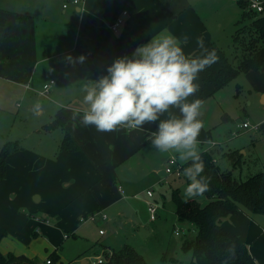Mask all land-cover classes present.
<instances>
[{"label":"crops","instance_id":"crops-1","mask_svg":"<svg viewBox=\"0 0 264 264\" xmlns=\"http://www.w3.org/2000/svg\"><path fill=\"white\" fill-rule=\"evenodd\" d=\"M57 1L59 5L55 0H41L39 5L33 0H0V108L6 110L15 98L23 104L18 111L22 121L36 117L29 138L19 140L5 160L0 179V253L24 257L35 264L52 253L57 256L52 264L61 262L59 242L76 234L78 218L95 210L104 212L101 207L113 205L117 200L114 195L123 194L124 189L132 191L141 175L158 172L162 176L160 182L170 184L171 177L163 169L167 161H161V153L150 145V133L158 122L145 125L142 131L121 128L99 132L94 126L85 127L79 117L73 120L74 112L82 115L87 108L82 84L107 75V68L117 58H131L138 46L164 31L177 37L187 35L189 42L183 45L187 54H200L199 37L211 51L217 46L211 22L214 18L220 20L215 0H80L77 4ZM123 10L128 13L114 32L110 26ZM80 56L85 57L83 63L78 61ZM218 67L216 62L209 68ZM242 73L243 81L236 88L250 87L261 115L254 121L251 147L234 150L239 153L241 170L248 164L244 157L250 156L255 170L260 172L264 171V65L260 70ZM51 80L48 93L41 94ZM196 83L199 91L189 101H203L219 91L213 92L201 73ZM36 102L43 106L39 115H33ZM171 112L179 115L178 109ZM54 118L64 119V126L45 130L43 126ZM160 118H168V113ZM229 118L226 115L225 120ZM217 120V110L203 120L204 128L198 137L200 151L216 150L218 143L212 140L211 129L219 124ZM66 134L78 145L75 151L59 149ZM183 177L184 174L172 179L176 182ZM185 180L189 182L187 177ZM52 200L54 206H47ZM120 218L119 214L113 220L107 217L96 225L112 221L120 228ZM260 219L264 222V218ZM221 224L249 244L256 264H264V231L247 213L240 210L224 217ZM180 232L184 233V228L178 235ZM105 233L106 229L101 235ZM101 246L112 248L103 243ZM189 253L188 264H208L206 260L195 261ZM88 263V259H82V264Z\"/></svg>","mask_w":264,"mask_h":264},{"label":"rangeland","instance_id":"rangeland-1","mask_svg":"<svg viewBox=\"0 0 264 264\" xmlns=\"http://www.w3.org/2000/svg\"><path fill=\"white\" fill-rule=\"evenodd\" d=\"M33 1L36 5L41 3V0ZM55 1L59 5V2ZM244 1H214L215 6L217 5L219 8L216 10L220 11L217 15L220 20L214 18L211 22L213 23L212 29L215 32L214 39L217 46L222 48L229 58H233L235 54L243 53L242 47L234 48L233 35L237 28L236 21L243 9H248ZM241 41L243 45L249 43H246L244 39ZM242 81L243 73H239L213 96L206 97L203 100L199 119L206 120L212 110H217L219 124L211 129L212 140L218 143L215 153H213L215 159L218 158L217 164L221 170H232L237 178L246 179L259 171L255 170L254 161L251 160V157H244L243 160H246V164L248 161V164L241 170L239 166L233 167L231 160L224 153L235 148H239L241 151L242 148L251 147L253 129L240 130L237 124L248 121L251 126H256L254 121L261 115V107L257 104L256 94L250 90V87L244 85L240 90L236 88L237 83L241 84ZM250 100L251 104L249 103ZM22 106L20 100L13 98L9 101L6 110L0 108V149L7 142L18 145L19 140L29 138L27 135L36 117L29 116L25 122L22 121L18 115V111ZM226 115L230 117L227 121L225 120ZM170 153H161V161L164 158V161H167L169 155L176 157L175 153ZM166 165L167 162L164 164L163 169ZM168 176L171 177L168 178L170 184L160 182L162 176L158 172L151 175L143 174L135 181L136 184L132 191L129 192L124 189L123 194L114 195L117 200L113 205L101 207L111 220L116 219L118 214L120 215L119 222L123 225L120 228L113 225L112 221L111 223L104 222L100 226L96 225L97 222L87 221L82 223L78 221L79 228L75 232L76 234L74 236L70 235L67 239L62 238V241L59 242L57 251L61 262L57 261L55 264H82L83 258L88 259V264H92L99 252V256L107 259L111 250L105 248L107 246H101V243L115 250L120 249L124 244L133 246L144 256L148 264H176V262H173V258L175 260L179 259L177 260L178 264H188L187 260L191 256V253H189L191 250L183 249V239L195 238L196 230L192 224L178 225L171 200V190L177 188L183 197L182 194L189 182L185 180V177L174 182L172 179L174 175L168 174ZM175 177L177 178V176ZM147 190L152 192V196L149 198L146 196ZM46 201L47 199L41 202V207ZM200 202L203 206L207 204L205 198L200 199ZM48 203L47 206H54L53 200L51 204ZM148 203L156 206L157 215L153 220L150 219ZM46 216L52 218L51 215L46 214ZM248 216L264 231V222L260 219L264 216ZM175 226L178 227V231L180 228H184L185 232H180L181 235H175L173 230ZM99 228L106 229L105 235L99 234Z\"/></svg>","mask_w":264,"mask_h":264},{"label":"clouds","instance_id":"clouds-1","mask_svg":"<svg viewBox=\"0 0 264 264\" xmlns=\"http://www.w3.org/2000/svg\"><path fill=\"white\" fill-rule=\"evenodd\" d=\"M188 42L187 35L177 37L164 31L138 46L131 58H117L107 68V75L82 84L87 108L82 115L73 113V120L79 117L83 126H94L99 132L142 131L145 125L158 122L150 133L151 147L162 154L175 153L182 165L190 162L183 170L189 181L182 194L185 203L208 190V180L201 175L204 162L198 139L204 128L199 119L203 101L188 98L199 91V74L218 61L215 50L209 51L202 37L197 38L199 55L184 51ZM84 60V56L78 58L80 63ZM173 108L179 115L171 112ZM42 110V104L36 102L33 115ZM165 113L168 118L161 119ZM227 252L230 259L235 257L234 243Z\"/></svg>","mask_w":264,"mask_h":264},{"label":"trees","instance_id":"trees-1","mask_svg":"<svg viewBox=\"0 0 264 264\" xmlns=\"http://www.w3.org/2000/svg\"><path fill=\"white\" fill-rule=\"evenodd\" d=\"M247 5L246 0L244 1ZM21 19V16L18 17ZM236 30L233 35L234 48L242 47V51L233 58H229L224 50L218 46L214 49L218 56V69L206 68L201 72L204 81L209 83L213 92L222 89L229 80L239 73L249 70H260L264 65V6L261 12L243 9L236 21ZM242 39L248 45L242 44ZM244 46V47H243ZM65 120L54 118L43 127L52 130L63 127ZM17 148V144L7 142L0 149V179L5 172L6 157ZM60 150L75 151L78 145L66 134L62 140ZM204 171L201 175L208 180V190L203 195L189 199L187 203L177 188L171 191V200L177 221L180 224L195 226V238L183 239V249L191 250L195 261L206 260L208 264H256L250 253L249 244L235 233L225 229L221 222L224 217L237 214L240 210L248 215L264 216V171L257 172L240 179L234 176L232 170H221L213 157L214 152L200 151ZM225 155L231 160L233 167L240 166V156L237 150L228 151ZM190 162L182 165V171ZM207 200L202 205L200 199ZM235 244V257L229 258L227 249ZM55 261V253L50 254ZM103 264H148L143 255L133 246L124 244L120 249L111 248V253ZM16 261L30 262L24 257L0 253V264H13ZM173 258V262H176Z\"/></svg>","mask_w":264,"mask_h":264},{"label":"built area","instance_id":"built-area-1","mask_svg":"<svg viewBox=\"0 0 264 264\" xmlns=\"http://www.w3.org/2000/svg\"><path fill=\"white\" fill-rule=\"evenodd\" d=\"M70 1L73 4H77L80 2V0H70ZM246 2H247V7L250 10H253L256 12H261L263 10L264 0H246ZM66 6H67V3H64L63 7H66ZM127 13L128 12L126 10H123L121 15L115 19V21L110 26V29L112 31L116 32L120 29V27L123 23V17ZM51 83H53V80H51L48 85L44 86L43 90L41 91V94L45 95L46 93H48V89H49V86ZM237 126L240 130L256 128V126H251L248 122L238 123ZM211 144L214 145L216 143L212 142ZM164 171L166 174H172V175L178 176V177L183 174L182 165L179 164V162L175 156H170L168 158L167 165H166ZM146 194L148 197H151L152 196L151 190H147ZM148 211L150 214V219L153 220L157 215L155 204L148 203ZM78 219L80 222L91 221V222H97L98 223L100 221L106 220L107 215L104 212H102L101 210H95V211H92L90 213L81 215ZM45 221L49 222L50 219H46ZM99 233L103 234L104 229H100ZM175 234H179L178 229L175 230ZM64 237H67V234H64ZM106 261H107L106 258H103L102 256H96L95 259L92 261V264H103ZM38 264H52L51 258L48 257L43 262H40Z\"/></svg>","mask_w":264,"mask_h":264}]
</instances>
